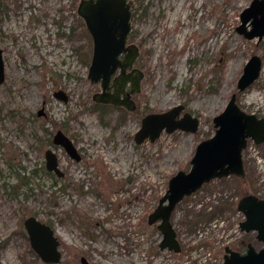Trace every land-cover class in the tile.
I'll use <instances>...</instances> for the list:
<instances>
[{
	"label": "rangeland",
	"instance_id": "rangeland-1",
	"mask_svg": "<svg viewBox=\"0 0 264 264\" xmlns=\"http://www.w3.org/2000/svg\"><path fill=\"white\" fill-rule=\"evenodd\" d=\"M132 1L129 42L139 46L135 66L144 77L131 111L93 99L101 86L88 79L93 38L77 12L80 0H0L2 264H84L82 256L90 264H225L227 245L241 253L248 243L263 246L239 225V199L264 198V142L252 139L243 150L244 177L214 178L176 205L179 251L161 248L158 222L148 221L170 178L188 171L199 142L214 134L213 117L232 93L244 110L264 117V36L249 39L237 30L252 0ZM253 54L262 58L260 76L240 92ZM57 89L69 99L55 97ZM177 104L199 117L196 132L163 131L136 142L144 115ZM58 129L80 160L53 143ZM47 148L58 154L64 176L47 172ZM31 215L55 230L59 262L33 249L24 225Z\"/></svg>",
	"mask_w": 264,
	"mask_h": 264
},
{
	"label": "water",
	"instance_id": "water-1",
	"mask_svg": "<svg viewBox=\"0 0 264 264\" xmlns=\"http://www.w3.org/2000/svg\"><path fill=\"white\" fill-rule=\"evenodd\" d=\"M132 0H80L78 14L93 38V55L88 71L91 83H100L101 90L93 94L99 103L124 106L136 109L133 95L141 91L144 72L135 66L140 54L139 46L129 42L132 28ZM241 24L237 27L245 37L259 40L264 36V0H252L240 14ZM250 22L251 28L247 29ZM262 58L253 54L246 62L238 79V91L246 90L260 76ZM5 79V61L0 47V82ZM54 96L67 101L69 96L63 89L54 91ZM184 104L172 108L150 112L144 115L140 128L135 133V140L142 143L149 139L154 141L163 131L172 132L180 129L196 132L200 119L188 110ZM44 113V108L39 109ZM216 130L212 136L199 142L191 159L188 171L179 170L169 180L168 189L160 198L157 207L149 215V223L158 222L163 233L161 248L179 251L180 245L171 216L176 205L185 197L198 190L204 183L214 178L232 174L245 176L243 150L252 139L255 143L264 142V117L254 112H247L237 102V93H232L223 111L213 117ZM61 145L70 157L80 160L81 154L73 140L62 129H58L52 139ZM46 169L64 176L60 167L59 156L52 149L45 151ZM238 209L243 211L245 219L240 222L242 231L256 232V238L263 243L256 248L248 243L245 252L225 247V264H264V198L255 194H245L238 201ZM24 225L30 243L40 257L46 262H59L62 257L60 240L53 227L38 219L28 216ZM84 264H90L82 256ZM0 264H2L0 258Z\"/></svg>",
	"mask_w": 264,
	"mask_h": 264
},
{
	"label": "flooded vegetation",
	"instance_id": "flooded-vegetation-1",
	"mask_svg": "<svg viewBox=\"0 0 264 264\" xmlns=\"http://www.w3.org/2000/svg\"><path fill=\"white\" fill-rule=\"evenodd\" d=\"M135 100V99H134ZM136 102V101H135ZM97 103H99V102H97ZM102 104H105V103H102ZM109 105H113V104H109ZM113 106H117V107H124V106H118V105H113ZM137 107V106H136ZM125 108V107H124ZM127 109V108H126ZM129 110V109H128ZM185 111L187 110L186 109V107H185V109H184ZM132 111V110H131ZM79 153H80V151H79ZM81 154V153H80ZM82 157V156H81Z\"/></svg>",
	"mask_w": 264,
	"mask_h": 264
},
{
	"label": "bare ground",
	"instance_id": "bare-ground-1",
	"mask_svg": "<svg viewBox=\"0 0 264 264\" xmlns=\"http://www.w3.org/2000/svg\"><path fill=\"white\" fill-rule=\"evenodd\" d=\"M205 25H207V24H205ZM202 27H203V26H202ZM211 44L215 45V42L212 41ZM211 44H210V45H211ZM207 46H208V45L206 44L205 47H207Z\"/></svg>",
	"mask_w": 264,
	"mask_h": 264
},
{
	"label": "trees",
	"instance_id": "trees-1",
	"mask_svg": "<svg viewBox=\"0 0 264 264\" xmlns=\"http://www.w3.org/2000/svg\"><path fill=\"white\" fill-rule=\"evenodd\" d=\"M47 172H48L49 174H52V172H50V171H48V170H47Z\"/></svg>",
	"mask_w": 264,
	"mask_h": 264
}]
</instances>
